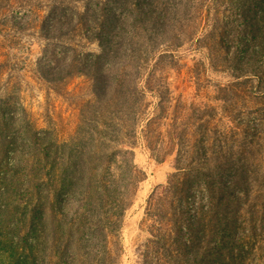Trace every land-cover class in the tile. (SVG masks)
Returning <instances> with one entry per match:
<instances>
[{
  "label": "rangeland",
  "instance_id": "1",
  "mask_svg": "<svg viewBox=\"0 0 264 264\" xmlns=\"http://www.w3.org/2000/svg\"><path fill=\"white\" fill-rule=\"evenodd\" d=\"M116 148L139 174L112 165L134 196L109 264H238V240L264 264V0H0V221L18 253L32 222L52 241L80 207L71 186L54 214L53 162L78 181Z\"/></svg>",
  "mask_w": 264,
  "mask_h": 264
},
{
  "label": "trees",
  "instance_id": "2",
  "mask_svg": "<svg viewBox=\"0 0 264 264\" xmlns=\"http://www.w3.org/2000/svg\"><path fill=\"white\" fill-rule=\"evenodd\" d=\"M154 5L161 9L159 13L164 11L160 5L156 3ZM138 12L146 24L149 25L153 21L151 10L139 8ZM256 76L262 79V75ZM129 100L128 96L123 94L119 101L126 106L129 105ZM114 139L123 146L117 136ZM119 151L122 152L121 148H116L115 152L110 154V160L106 153L99 152L91 173L81 172L78 181L73 182L66 173L64 178H60L61 172H58L56 162H53L54 174L51 175V179L53 182L59 180V183L57 182L59 186L54 190V214L59 215L64 212L63 194L65 189L69 190L71 186H74V190L81 196L79 209L68 222L58 223L52 241L49 240V227L44 220L32 222V239L24 240L27 244L24 253H18L19 248L12 241L11 235L3 229L7 223L0 221V264H109L107 258L110 251L109 238L118 232L121 219L134 196L133 192L127 194L121 191L116 182L119 179L116 177L109 181L112 179V165H116L118 170H122L130 177V180L139 174L134 160L131 157L130 160H120L117 153ZM72 168L73 166H71V174L74 173ZM179 230L181 231L182 228L180 227ZM75 234L78 238L76 243H73ZM236 243L239 245L236 253H239L243 259L238 264H248L245 261L248 257L252 259L254 248L250 244L249 249L244 250V242L238 240ZM71 246L78 251L75 257L68 252Z\"/></svg>",
  "mask_w": 264,
  "mask_h": 264
}]
</instances>
